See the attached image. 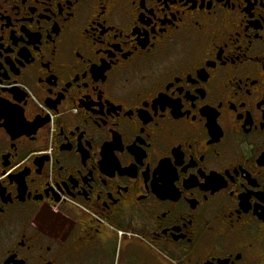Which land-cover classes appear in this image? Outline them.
Returning a JSON list of instances; mask_svg holds the SVG:
<instances>
[{"label":"flooded vegetation","instance_id":"flooded-vegetation-1","mask_svg":"<svg viewBox=\"0 0 264 264\" xmlns=\"http://www.w3.org/2000/svg\"><path fill=\"white\" fill-rule=\"evenodd\" d=\"M0 38V264H264V0H0ZM162 158L224 182L177 195Z\"/></svg>","mask_w":264,"mask_h":264},{"label":"snow or ice","instance_id":"snow-or-ice-1","mask_svg":"<svg viewBox=\"0 0 264 264\" xmlns=\"http://www.w3.org/2000/svg\"><path fill=\"white\" fill-rule=\"evenodd\" d=\"M26 2V0H25ZM38 2V0H37ZM167 2V0H166ZM171 3L175 4L176 0H171ZM101 7L103 5L101 4ZM185 7H187V4H185ZM209 8H211V4L209 3L208 5ZM63 11V9H61ZM171 19V18H169ZM91 23V21H89ZM103 23V22H102ZM147 23L151 24V20L147 21ZM155 31V29H152ZM106 32H95L94 36L92 37L94 44L96 45L95 48V54L98 56H103L104 52L106 51L109 56H112L115 58L114 53L115 51H119L117 47L114 46V44H118V40L114 42L113 45H105V37ZM123 32L117 33V36H123ZM2 39V38H0ZM127 39V37H125ZM222 47H227V42H225ZM2 50V49H0ZM11 49H9L10 51ZM38 51V49H37ZM128 55H131V52L129 51ZM26 59H30L28 56H25ZM75 58L82 64H92V60L90 57H85L83 53H81L79 50L76 51L75 53ZM47 66V64H46ZM13 71H16V66L13 65ZM97 74L100 76L99 79H104V70L102 68L96 69ZM0 72H4V63L3 59L0 58ZM7 75V73H5ZM88 69H83L82 71L78 72L74 77H73V82L78 86V88H84L88 89L89 88V83H88ZM97 79V78H96ZM97 79V80H99ZM193 84H195V80L193 79ZM72 84L69 83L68 87H71ZM169 89H172L170 92L167 94H160L159 98L156 99L155 104L152 106V111L155 113L156 116H159L161 119H163V116L161 115V111L163 110H170L173 113L180 111L181 109L184 108V100H185V89L181 85L179 88L175 87L174 83H170L168 85ZM5 86L2 83V78H0V89H4ZM94 90H99L97 86L94 85ZM101 97H103V92H100ZM248 95H251V92L248 93ZM188 107L184 109L186 115H189L192 117V119L195 121L196 116L193 113V109H197V101H196V93L195 89L192 90L190 94L187 95L186 97ZM264 102V99L258 101L260 104ZM159 106V110H157L156 106ZM103 107V106H101ZM200 107H203V105H200ZM220 107H223V102H220ZM8 108L10 109L11 106L9 105ZM127 116H131L132 112L131 110H128L126 112ZM4 119H9L11 120V112H6L5 111V106L0 104V127H7L8 125H5L3 123ZM147 122L148 120H151L152 117L150 116H145L142 118ZM210 119H214V114L210 116ZM157 127L159 125L157 124ZM11 130V129H10ZM151 139V136H149V140ZM150 146V145H149ZM192 165H186L183 161V159H176L174 162L169 159V158H162L157 171L160 173L161 179L164 181V187L166 190H169L171 192L177 193V195L180 194V190L182 188H188L191 189L194 184H198L202 188H213L214 186H217L220 183H223L224 181L222 180L221 177H218L216 175H205L203 171H199V176L197 175L196 172L193 173H188L189 167ZM188 174L191 176V179H188ZM8 173L4 171L2 167H0V181H3L5 176H7ZM202 177V179H201ZM187 182V184H186ZM234 182V181H233ZM231 195H236V192L233 191ZM205 200H207V196L204 197ZM245 203L241 205L242 207H245L247 204V198H243ZM261 199H264V197H261ZM245 210L246 207H245ZM51 213V210L48 208H42L41 210V216H47ZM242 256L238 253L237 256L234 258L235 260L241 259ZM23 259V258H21ZM211 259V257H209Z\"/></svg>","mask_w":264,"mask_h":264}]
</instances>
